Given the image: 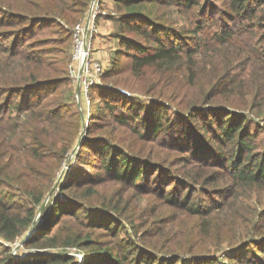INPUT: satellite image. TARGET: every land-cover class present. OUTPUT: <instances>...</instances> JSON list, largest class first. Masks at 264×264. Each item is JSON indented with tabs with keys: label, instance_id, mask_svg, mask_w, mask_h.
Listing matches in <instances>:
<instances>
[{
	"label": "trees",
	"instance_id": "16d2710c",
	"mask_svg": "<svg viewBox=\"0 0 264 264\" xmlns=\"http://www.w3.org/2000/svg\"><path fill=\"white\" fill-rule=\"evenodd\" d=\"M99 2L103 3L104 0ZM113 2L117 14L114 19L118 21L116 35L120 40L119 47L113 49L108 65H103L102 80L115 77L128 64L132 76L128 81L129 89L153 95L155 99L165 96L174 102L171 93L177 96L195 85L191 86L197 72L193 54L198 50V43L191 42L203 29L221 40V46L227 45L226 50L231 46L242 47L248 56L253 55L252 62H264V0H221V5L228 9L221 11L224 17L210 16V20L206 21L198 18L192 28L194 35L190 38L172 28L174 22L169 20L167 12L155 13L158 6L168 8L173 3L183 15L193 7H198V10H193L207 16L211 14L212 7L209 6L212 4L214 7L213 1ZM28 3L29 6L22 3L17 7H14L16 3L0 6V51L24 61L19 71H11L12 68L8 70L0 61V121L9 117L13 110L18 113L29 110L34 115L20 122L17 138L0 130V237L5 240H13L21 235L32 222L36 206L53 184L60 160L70 148L80 126L74 102L72 107V102L61 94L63 88L68 89L71 82L67 72L71 58V28L88 9L90 0H29ZM256 21L261 24L255 25ZM53 25L61 29L63 36L57 40L64 45L61 48V60L52 61L48 58L54 46H45L51 38L39 35L45 31L50 34ZM259 29L258 34L256 30ZM122 30H128L131 35L141 39H153V42H141ZM234 66L235 62H232L230 67ZM148 72L153 76H141ZM176 73L180 79L167 92L166 84ZM262 76L264 69L259 78ZM232 85L227 83V78L223 81L222 73L212 72L206 88L207 92L216 86L231 90ZM253 89L258 92L260 86L256 84ZM88 91L92 107H95L96 121L86 125L79 151L91 153L92 160L88 164L92 163L96 168L95 177H87L85 168H81L75 158V166L73 164L70 168L73 179L61 186L67 199L61 201L55 198L51 201L36 228L37 232L22 242L27 247L64 248L51 252H29L22 257H16L6 249L7 254L0 258V264H69L74 257L63 251L72 246L83 248L81 264H174L176 261L178 264H224L218 259L195 256L182 258L178 254L179 251L197 253L202 247L195 245L204 236L214 238L217 234L221 235L224 226L218 231V225L226 222L215 212L221 200L226 201L232 195L247 194L252 190L264 193V135L250 132L247 123L243 125L244 120L247 121L243 113H238L239 117L229 122L219 120V115L217 119H210L206 127L210 128L212 142L208 132L205 131L204 136L199 135L201 127L198 121L194 120L192 114L187 115L180 122L184 127L177 128L179 134L182 133L179 139L172 134L167 145H163L185 152L182 156L184 170L179 177L158 161L150 163L134 156L133 152L124 149L120 144L121 139L115 134L89 135L94 124L93 128L130 124L134 129L143 128L141 139L161 144L157 140L158 134L163 128H171V125L164 124L166 112L163 102L151 100L147 111L142 112V104H136L119 89L95 83L89 86ZM259 99L264 101V96ZM188 126L196 130L194 142H191L192 137H186ZM136 133L139 135V131ZM206 143H209L208 147ZM259 143H262L260 148ZM77 168L87 176L79 175ZM158 168L160 172L172 177L165 181L159 179V188L155 190L150 183L144 186L146 182L155 179ZM217 181L226 184L223 187L224 193L215 202L207 204L209 197L206 194L204 197L196 195L208 183ZM99 185L108 190H99ZM149 190L154 191L157 200L160 199L159 207H168L173 211L171 230L176 226V221H191L187 230H174L176 232L172 233L173 241L165 245V251L175 253H170V256L155 254L162 249L160 243L163 241L159 232L151 233L155 219L140 224L143 229L139 230V238L142 239L139 245L134 240L119 236L123 223L118 216L119 204H123L122 208L127 207L135 197L150 196ZM93 205L101 208L96 209ZM77 206L81 208L80 211ZM132 208L136 212V206L132 205ZM157 209L151 213L154 214ZM257 215L263 219L264 227V209L257 210ZM67 218L72 219V224L64 228L65 225L62 226L60 222ZM125 220L134 229V235H137L134 218L126 215ZM183 237L186 242L182 241ZM254 245L257 243L254 242ZM262 253L264 245L253 255L255 263L252 256L243 259H251L253 264H264Z\"/></svg>",
	"mask_w": 264,
	"mask_h": 264
},
{
	"label": "rangeland",
	"instance_id": "374dc122",
	"mask_svg": "<svg viewBox=\"0 0 264 264\" xmlns=\"http://www.w3.org/2000/svg\"><path fill=\"white\" fill-rule=\"evenodd\" d=\"M28 1L29 0H17L15 2L13 0H2L0 1V6L6 7L8 6V4L12 5L15 3L16 6L14 7L19 6L21 3L29 6ZM111 1L113 2V0ZM200 1L202 2V0ZM210 1H213L212 3L214 4V7L209 2V5L211 4L209 7L212 8H210L211 14L207 16H202L200 13H196L193 10H198V7H193V9H191L187 14L183 15L176 10L177 7L173 3H171L168 8L164 6H158L159 9L158 11H155V13L167 12V16L168 18H170L169 20L174 22L171 24L172 28L179 31L182 35L186 36L187 38H190V36L194 35L192 28L197 23L198 18H201L206 21L210 20V16H218V18L222 19L224 16L221 11L225 12L228 10L226 7L221 5V0ZM102 4L105 8L113 10L115 12L114 15H107L103 17L112 18L117 16L114 2L111 8L107 7L104 3ZM113 20L115 21L114 28L112 30V35H110L111 40L113 41L112 49L109 50L106 61L103 62L98 58L100 61L103 62L102 64L105 67L108 65L109 58L114 52L115 48L117 49L119 47L118 42L120 39H118L119 37H117L116 35L118 21L114 18ZM257 23L261 24V22L256 21L255 25H257ZM50 29H53L50 34L48 33V31H45L44 33L38 35L44 37L49 36L51 38L45 45L54 46V49L51 55H49L48 60H61V57L63 56L61 48L64 43L59 42L60 40L57 39L61 38L63 36V33L57 25H53ZM122 31L126 35H130L141 42H153V39H141L138 36L131 35L132 33H130L128 30ZM256 32L259 34L260 29L256 30ZM98 35L99 32L97 36ZM195 42L198 43V50L196 53L193 54V58H196L197 72L194 78V82L191 86H193L194 84L195 85L187 89L185 93H183L182 91L177 96L176 94L171 93L174 97V102L167 100L165 96L160 97L161 99H155L153 95L140 93L141 91L137 89H129L130 87L128 85V81L130 78H132V76L130 74L128 64L127 68L123 69L115 77H108L104 80L100 79L99 83H97L100 86L102 85L103 87L124 89L128 93L125 92L122 94H124L130 100L134 101L136 104H142V112L147 111V108H149L150 106L151 100L163 102L165 106L164 112H166V119L164 121V124H166L165 126L171 125V128H163L161 132L159 131L160 133L157 136V140L159 139V142L161 144H153V142H151L149 139H141L140 135L142 134L141 131H144L143 128H140V130H138V128L134 129L131 127L130 124H126L124 126L115 124L113 127L108 125L105 128H93L95 127L94 124L93 127L90 129L89 135L94 136L99 134H105L107 136L109 133H111V135L115 134L118 138L121 139L120 144L123 145L124 149L133 152L134 156H139L140 158L147 160L150 163L153 161H158L159 164L168 166L172 170V172L177 176L182 174L184 170L182 156L185 154V152L172 150L163 145H167L168 141L171 139L172 134H175V137L179 139L182 133L179 134L177 128L184 127V125L180 122H182L183 118H187L185 117L187 115L192 114V116H194V120L198 121V125L201 127L199 135L204 136V133L206 131L208 132V136L211 138V141L213 140V136L211 134L209 126L208 128L206 127L207 125H209L208 121L210 119H217L219 115H221L219 120L221 119V121L224 122L227 120L229 122L231 121V119L233 120L235 118H238V113H243V115H245L247 119V121L244 120L243 125L247 123V127L249 125L250 132L258 133L259 136L264 135V101L263 99H259V97L264 96V76L259 78L261 71L264 69V62H262L261 60H255L254 62H252L253 55L248 56V54L243 51L242 47L235 48V46H231L229 50H226L227 45L221 46L222 41L209 35L205 29L201 30V33L198 34L196 39H193V42H191V44H194ZM0 61L4 63V66L8 70L12 68L11 71H19L20 66L24 64L23 59H19L18 57H9L7 54L2 53L1 51ZM232 62H235V66L233 68L230 67ZM212 72H216V74L222 73L223 81H226L227 78V83H233V88L231 90H223L222 87L216 86L210 92H207L206 86L209 82V78L211 77ZM223 75L228 77L224 78ZM141 76L153 75L148 72L142 74ZM179 79L180 78L177 76V73L173 75V78L166 84L167 92H170V89ZM165 82H167V80ZM256 84L260 86V90L258 92H255L253 89L254 85ZM67 88L68 89H66L65 87L63 88L61 96L63 98L67 97V99L72 102V107H74L73 102L75 104L74 110H77L80 117V126L77 130V134L68 151L63 154L53 184L51 185L48 192H46V194L43 196L41 201L37 204L36 213L28 228L21 235L15 237L13 240H5L0 237V258L4 257L7 254L6 249L9 250V252L16 257H22L29 252L39 253L62 250V248L64 247H27L22 242L29 236L37 232L36 228L40 224L43 216L46 214L48 208L50 207L51 201H53L55 198H59L61 201H65L67 199L65 197L64 191L62 192L61 190V186L67 184L68 181L73 179L70 176V168L76 161L75 158H77V164H80L81 168H85V172L88 174L87 176V174L80 170V168H77V173L79 175L91 178L95 177L94 173L96 172V168L92 166V163L88 164L92 160L91 153L83 150L79 151L81 142L86 133V125L88 126L89 123L91 124L96 121V119H94V116L96 114V112L94 111L95 107H92L93 105L91 103L89 91L85 93V91L79 89L78 85H74L71 82L69 83V86ZM212 94L217 95L215 96ZM181 96L182 99L179 100ZM259 101H261L260 104ZM229 104L232 106H230ZM186 106L187 108L184 109ZM195 106L196 108H194ZM233 111L236 113H232ZM32 116L34 115H32L29 110H24L20 113L13 110L9 117H7L3 121H0V130L6 132L8 135L14 138H17L20 134V122L29 120L32 118ZM97 122H99V120H97ZM175 123L178 124L175 125ZM40 124L42 125V123ZM213 124L216 123L213 121ZM136 131H139V135L136 133ZM196 135V130L188 126L186 137H192L191 142H194V139L197 137ZM193 136L196 137L193 138ZM206 144L208 147L209 143ZM261 144L262 143H259L258 148L261 147ZM205 151L203 152V154H205ZM159 168L158 171H155V179L151 180L150 182H146L144 186H148V184L150 183L149 185H151V187H153L155 190L159 188V179L165 181L168 178L172 177L171 175L160 172ZM92 170L93 172L90 173ZM152 171H154V169H152ZM225 184L226 182L222 181H217L216 183L212 184L208 183L206 186L203 185L204 189H202L200 192H196V195H201L204 197L206 194V196L209 197V199L206 200L207 204H212L216 198L219 199L221 194L224 193L223 187ZM98 189L106 191L108 190L107 187H103L102 185H99ZM216 190L218 191V193H214ZM149 192L150 193H148V195L150 196L140 195V197H135L133 202L130 203V205H128L127 207L122 208L123 204H119L118 216L121 217L119 219L123 222L120 227L121 230L119 231V236H124L127 239L134 240L137 245H139V242L142 241V239L139 238V230L143 229L140 224H142L143 221L148 220V222H150V220L155 219L154 229L151 231V233L154 234V232L157 231L161 234L160 239H163V241H161L160 243L162 249H160L159 252L155 254H158V256H170V253H175L165 251L167 249L165 245L173 241L174 238L172 237L174 235H172V233L179 230H187L191 226V221H176V226H174V229L171 230L170 227L172 224L171 218L173 211L168 207H159L160 199H156L154 191L149 190ZM132 205L136 206V212L133 210ZM93 206L96 209L101 208L96 205ZM157 207V211L152 214V210L156 209ZM77 208L78 211L81 210V208H79L78 206ZM262 209H264V193L258 191L256 193L255 190H252L247 194L232 195L226 201L221 200L219 208L215 210V212L226 222L223 225H218V231L221 230V228L224 226V231L221 233V235L219 236V234H217V236L214 238L212 236H204L200 240V242L198 241V243L195 245V247H202V250L197 253L189 254L188 252L179 251V254H177L179 255V257L182 258H190V256H195L198 258L208 257L213 258L214 260L218 259L220 261H223L224 264H253L251 259L250 261H244L245 259H243L245 256H252V259L255 263L256 258L253 255L257 253V250L261 249L264 245V243H262V241L264 240V227L262 226L263 219L261 220L257 215V210L260 211ZM126 215H130L134 218L133 221L134 224L137 225L136 230H138L137 235H134V229H131L126 223ZM162 218L164 219L161 220ZM60 224L62 226L65 225L64 228H66L68 225L72 224V219H63ZM29 229H31V232L28 234ZM182 241L186 242L184 237L182 238ZM254 242H256L257 245H254ZM63 252L64 254L67 253L73 255L74 258L69 264H81L82 259L84 257L82 247L80 248L78 246H72L70 248H67ZM174 264H178V262L176 261V263ZM185 264L191 263L186 262ZM210 264L215 263L212 262Z\"/></svg>",
	"mask_w": 264,
	"mask_h": 264
},
{
	"label": "built area",
	"instance_id": "2783aa9c",
	"mask_svg": "<svg viewBox=\"0 0 264 264\" xmlns=\"http://www.w3.org/2000/svg\"><path fill=\"white\" fill-rule=\"evenodd\" d=\"M114 14L113 10L105 8L99 0H91L88 9L71 28V58L67 64V72L71 83L78 85L85 93L90 85L99 83L104 71L102 62L93 56L94 42L99 32L98 20ZM119 91L126 92L122 88Z\"/></svg>",
	"mask_w": 264,
	"mask_h": 264
},
{
	"label": "crops",
	"instance_id": "0c3cea01",
	"mask_svg": "<svg viewBox=\"0 0 264 264\" xmlns=\"http://www.w3.org/2000/svg\"><path fill=\"white\" fill-rule=\"evenodd\" d=\"M107 7L113 5L111 0H104L103 2ZM114 17L99 18V35L94 42L93 56L99 58L103 62L107 60L109 50L112 49L113 41L111 40L112 30L114 28ZM101 61V62H102ZM102 62V63H103Z\"/></svg>",
	"mask_w": 264,
	"mask_h": 264
},
{
	"label": "water",
	"instance_id": "95a60500",
	"mask_svg": "<svg viewBox=\"0 0 264 264\" xmlns=\"http://www.w3.org/2000/svg\"><path fill=\"white\" fill-rule=\"evenodd\" d=\"M30 230H31V229L28 230V234L31 232Z\"/></svg>",
	"mask_w": 264,
	"mask_h": 264
}]
</instances>
